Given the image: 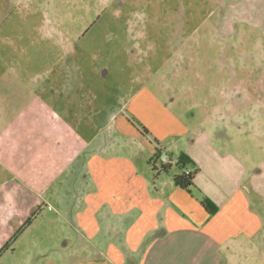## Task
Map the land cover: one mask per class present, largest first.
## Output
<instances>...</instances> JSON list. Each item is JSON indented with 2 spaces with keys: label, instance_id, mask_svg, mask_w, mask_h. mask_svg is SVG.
<instances>
[{
  "label": "rangeland",
  "instance_id": "rangeland-1",
  "mask_svg": "<svg viewBox=\"0 0 264 264\" xmlns=\"http://www.w3.org/2000/svg\"><path fill=\"white\" fill-rule=\"evenodd\" d=\"M0 82L8 114L62 88L44 101L74 100L91 151L141 172L160 142L172 176L204 145L264 168V0H0ZM30 244L1 264H26Z\"/></svg>",
  "mask_w": 264,
  "mask_h": 264
},
{
  "label": "crops",
  "instance_id": "crops-1",
  "mask_svg": "<svg viewBox=\"0 0 264 264\" xmlns=\"http://www.w3.org/2000/svg\"><path fill=\"white\" fill-rule=\"evenodd\" d=\"M61 90L41 86L14 114L0 98V252L32 218L9 249L31 242L26 264H264L263 167L204 145L190 152L201 166L188 192L176 173L155 177L105 146L91 151L74 100L43 99ZM160 143L154 155L165 154Z\"/></svg>",
  "mask_w": 264,
  "mask_h": 264
},
{
  "label": "trees",
  "instance_id": "trees-1",
  "mask_svg": "<svg viewBox=\"0 0 264 264\" xmlns=\"http://www.w3.org/2000/svg\"><path fill=\"white\" fill-rule=\"evenodd\" d=\"M145 133H148L147 130H145ZM161 158L162 151L158 148L155 155L150 159L149 162L153 168V171L155 172V177H158L161 174H170L174 168L173 162L165 163ZM176 166L179 170L174 175L175 185L183 190L191 192L196 187L195 179L200 172V168L186 153H182L177 159ZM202 203L211 214L215 212L216 207L208 197H204ZM31 221L32 218L29 219L28 222L16 233L13 240L1 250L0 257L4 252L10 249V246L14 240L26 230V228L31 224Z\"/></svg>",
  "mask_w": 264,
  "mask_h": 264
}]
</instances>
